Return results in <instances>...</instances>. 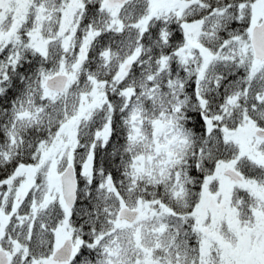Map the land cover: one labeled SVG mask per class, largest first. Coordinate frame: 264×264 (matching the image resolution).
<instances>
[{
    "label": "snow or ice",
    "instance_id": "1",
    "mask_svg": "<svg viewBox=\"0 0 264 264\" xmlns=\"http://www.w3.org/2000/svg\"><path fill=\"white\" fill-rule=\"evenodd\" d=\"M0 264H264V0H0Z\"/></svg>",
    "mask_w": 264,
    "mask_h": 264
}]
</instances>
